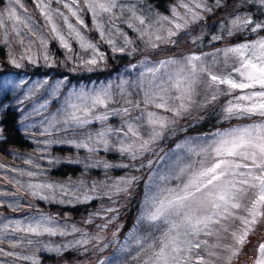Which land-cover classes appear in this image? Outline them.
Masks as SVG:
<instances>
[{
    "label": "snow or ice",
    "instance_id": "1",
    "mask_svg": "<svg viewBox=\"0 0 264 264\" xmlns=\"http://www.w3.org/2000/svg\"><path fill=\"white\" fill-rule=\"evenodd\" d=\"M53 2L62 5L68 15L59 8L52 7ZM13 3L19 4L20 0H9L6 16L14 25H22V28H12L15 38L25 48L21 58L29 63H36L34 55L37 53H34V48L38 42L43 59L47 62L49 37L44 35L43 29L31 16L17 15L15 8L11 7ZM34 3L45 21L44 28L49 30L52 39L58 41L69 53L73 51L70 41L75 40L82 52L89 53L88 58L78 57L82 66L89 70L103 62L105 56L99 51L98 45L81 31L86 28L81 16L84 9L91 14L101 41H106L112 45L114 52L121 54L133 45V40L117 28V20L133 29L144 40L147 48L158 53L161 45H178L179 39L174 38L179 37L189 22L196 23L203 19L201 12L212 11L206 0H191L190 5L181 4L180 7L186 10L185 15L182 16L173 8L171 17L158 13L153 15L151 11L148 15L138 14L135 5L124 6L121 0H34ZM258 3L264 7V0H258ZM220 5L221 0H216V6ZM117 9L119 15L116 14ZM69 16L75 19V25L70 22ZM57 18L62 19L63 27L57 23ZM4 27L5 19L0 15V28ZM220 27L221 34L213 35L212 41L222 40L225 31L228 36L245 30L252 33L264 31V22L237 15L227 25L221 23ZM112 29H116L117 35L123 36V46L115 45L111 38ZM3 43L8 44L7 34ZM136 51L138 49L132 47L127 54L132 55ZM9 62L17 68L21 67L14 55ZM142 63L145 71L141 73V77L148 75L152 79L147 82V87L142 86L143 79L139 84L133 85L140 87L143 93L141 99L133 101L129 98L130 93L121 86L119 96L127 106L112 108L109 106L120 101L115 98L111 85L73 91L65 99L64 105L51 116L49 127L45 129L48 136H52L53 132H64L70 133L72 138L46 140L43 143L46 146L66 143L77 149H86L90 154L101 150L115 151L128 160H139V166L124 163L113 165L107 161L94 160L85 164V167H103L105 172L114 167L139 171L145 167L144 160L148 155L154 153V145L164 138L165 133L180 118L190 114L193 108L203 109L213 104L222 95L231 97L221 109V119H260L243 126L218 129L206 136L177 144L175 159L167 173L149 176L137 216V226L128 239L134 241L136 246L135 254L131 255L135 264H232L248 243V237L255 233L259 224L264 223V36L223 49L217 48L213 52H192L180 58L168 56L158 60L156 64L147 61ZM220 63L224 65L222 69L217 68ZM161 70L164 71L157 76ZM62 83L51 88L50 94L54 98L59 94ZM46 84L47 81H44L43 84L35 85L29 90V94L39 91ZM201 89L210 93V97L205 95L203 100H197ZM40 107L44 108L46 105L42 104ZM99 109L104 111H98ZM137 110L139 114L133 115ZM110 116H119L121 126L114 128L109 125L107 121ZM94 121L101 125L95 132L87 128ZM113 137L116 139L113 140ZM24 163L39 168L30 159H26ZM151 164L149 159L147 167L151 168ZM17 174L37 177L43 173L18 170ZM11 182L13 186L19 185L18 191L24 189L40 200L55 201L59 196L61 203H87L107 197L115 203L114 196L127 197L132 194L139 177L125 175L111 182L97 181L91 185L80 180L75 185L43 181L25 186L14 177ZM3 195L6 193L0 192V196ZM10 207L19 211L21 205L19 201H14ZM113 212L118 213L119 209L104 208L103 215L98 212L85 221L92 224L97 216L104 220L102 224L96 225L99 232L95 235H90L75 225H61L55 217L44 214L26 217L25 220L6 221L0 224V244L5 243L4 237L7 235H20L15 240L7 241L12 251H5L0 247V256L10 257L12 261L38 264L35 253L30 256L22 255L15 249L28 246L35 247L37 252H60L62 249L43 244L39 239L25 241L26 237H64L76 233L80 234V238L64 244L63 248L83 247L87 251L86 246L92 241L96 245L102 244L103 237L100 233L116 219L115 216L107 215ZM236 221H239V227H236ZM144 225L150 231L141 235L139 230ZM157 232L159 235L153 234ZM229 238L233 242L225 244L224 241ZM100 250L97 247V251ZM121 251L131 253V244L126 242L121 246ZM257 252L260 255L255 264H264V243L258 245ZM127 259L125 257V264ZM0 264H9V261H0ZM99 264H105V261L101 260Z\"/></svg>",
    "mask_w": 264,
    "mask_h": 264
},
{
    "label": "trees",
    "instance_id": "2",
    "mask_svg": "<svg viewBox=\"0 0 264 264\" xmlns=\"http://www.w3.org/2000/svg\"><path fill=\"white\" fill-rule=\"evenodd\" d=\"M182 0H143L142 2L145 4L147 10L153 11L154 13H158L159 15L163 16H172V9L175 8L182 16H184L185 8L180 7V3L176 5V2ZM33 0H20V3L25 4L28 8H32V14L35 12V7H33ZM82 2V0H81ZM189 5L191 4V0H188ZM208 7L214 3L216 0H206ZM5 0H0V13L5 6ZM227 5H231L227 7ZM52 7L59 8L63 11L66 15H68L67 10L62 7V5H57L53 2ZM226 7V11L223 13V9ZM211 12H201L200 14L203 16V19L193 23L190 28L200 29L204 25L212 24V26H216V28L221 25L222 17L226 14L227 19H231L237 15L241 17H252L256 22H264V7H262L258 0H221V5L217 7L216 5L211 7ZM199 11V10H196ZM82 12H86L84 9ZM36 16L32 15L33 20L38 24L41 29H45L44 35L49 37L48 48L47 52L50 54L51 62L48 65H43L40 62L38 63L39 66L34 67L31 69V66L36 65V63L30 65L28 68L27 75L30 77V81L39 80L38 84H43V80L47 79L49 83L55 86L54 82L59 80L62 77H66L63 83L66 81L67 85L70 83H92L95 84L96 82L111 77L114 73L119 72V70L131 65L133 60H136L137 57H140L138 53L134 55H128L126 51L124 54H110L106 51L105 53V61L99 68L94 69L93 71L82 73L81 71H67L66 69L60 68V54L57 50L58 44L51 38L50 32L48 29L44 28L45 21L39 15V12L35 13ZM36 19V20H35ZM86 26H88L89 21L87 18L85 19ZM218 25V26H217ZM22 28V27H21ZM216 28H207L206 34L202 35L200 45L201 47L196 49V47L190 45L189 43L185 46L182 44L184 43V37L181 36L182 32L180 33L179 37L174 39H179L178 45H169L168 50L165 51L166 53L162 52L159 54H167L173 57L174 51L178 50H185L187 54H191L192 52H205L207 50H211L215 48V46H220L223 42H218L215 45L210 43L207 45L205 43L209 36L219 34V30ZM186 30V29H185ZM26 31V30H24ZM235 41L243 42L246 39H250L254 33L245 30L243 32H236L234 33ZM1 37V35H0ZM3 37V35H2ZM90 41L96 43L98 45V49L102 51L101 41L98 40L93 34H89ZM12 43L16 46L19 45L21 49H24L17 40H13V37H9ZM39 43L36 42V45ZM35 45V46H36ZM4 47V46H2ZM22 55L23 50H19ZM17 52L14 53L17 55ZM185 52V53H186ZM197 53V54H199ZM180 56V55H178ZM6 56L4 50L0 48V76L12 73V66L7 64L5 61ZM160 59V55L156 56V60ZM114 60H117V63L114 64ZM27 61V60H25ZM65 63V62H63ZM70 70V66H69ZM17 74H24L23 71H19ZM15 76V75H14ZM62 86L60 90H66V86ZM47 88L44 85L40 88L39 91H34V97L29 96L25 98L26 101L23 102V107H33L36 108V113L29 116V112H21L18 110L20 106H15L11 103V105L3 103L4 100L7 98L8 94L0 95V165L3 167L0 171V192L6 193V195L0 196V224H3L6 221H15V220H25L26 217L30 216H38L40 214L48 215L55 217L59 224L64 225L68 224L69 226L75 225L78 228L86 229L87 226L90 224L85 223L89 217H92L94 214L99 212V209H104L106 207L112 206L119 209V213L121 214L116 218L121 222V227L118 229V232L115 235V239L119 238L123 235L128 227L129 224L132 223L133 215L136 211V204L143 192V184L146 177V174L149 171L148 168H140L141 174L139 178V182L135 184L132 194L126 198L121 199V196H114L116 199V203L111 204V201L107 197L93 199L87 203H60V198L57 196L55 201H46L40 200L38 198H34L30 195V193L24 189H20L18 191L19 185L13 186L11 181L6 180L8 175L6 170L11 169L12 175L15 174L20 168L21 170L25 171H32L37 173H43L42 175H38L37 177H27L20 182L25 186L28 183H39L43 181H48L56 184H67L72 183L75 185L80 180L86 181L89 185L93 182H97V178L100 177L105 170L103 167H91L86 168L85 164L87 162L92 163L94 160H105L108 163L116 162L117 156L116 154L111 152H103L102 150L95 153L90 154L86 149H77L74 146H71L66 143H53L50 145H45L43 142L46 140H53V139H71L72 137L68 136L69 133L64 132H53L52 136H48L45 134V129L48 128H34L20 126V123H29L32 119H36L39 116L40 112H44L50 108V105L54 104H61L62 99L60 92L54 98L53 96L48 98L44 94H41L42 90ZM22 99V98H21ZM48 100H50V104H48ZM47 106L41 108L42 104H46ZM22 104V103H21ZM118 103H114L110 106L116 105ZM112 108H117L113 106ZM53 110H48L46 114V118L49 117L50 113ZM218 118L214 112L211 111L207 115V119H203L201 123L195 124L192 126H188L185 131L182 132L181 136L184 137H201L206 136L212 132H215L217 128L214 126L215 120ZM48 123V121L46 120ZM22 124V123H21ZM89 130H92L93 127H87ZM32 129V130H31ZM98 128H95L96 130ZM24 132H22V131ZM31 130L30 132H27ZM37 134V135H36ZM35 138V139H34ZM166 137L164 140H159L158 144L154 145V149L158 147L160 144L164 143V149H167L172 145L171 138L167 139ZM79 139V137L77 138ZM175 140V138H173ZM44 149V151H40ZM26 159H30L33 162V165H39V168L30 166L25 164L24 161ZM76 161H79L77 163ZM126 171L132 170L125 168ZM9 171V170H8ZM107 172H114L115 177H120L123 169L118 168H111L107 170ZM10 179V177H9ZM112 179L115 178L112 176ZM14 201H19L21 207L19 211L10 207ZM103 215V212H99ZM108 215V214H107ZM101 224V218L99 216L95 217L94 222L91 226L95 227L94 229L97 231L99 230L96 225ZM263 226L264 223H261L257 226V229L254 234L248 237V247L249 250L253 249V245L259 239L264 238L263 234ZM7 235L4 237L5 243L0 244V247H3L5 251H12L13 249L7 243L8 240H15L17 236ZM110 234V238H111ZM80 234H72L68 236H55L49 237L47 235L42 237H26V239H39L43 242V244H48L51 247H57L58 243L66 242L64 240H68L70 242H74L75 239H79ZM112 239V238H111ZM115 241H111L109 243L101 244L105 248L100 254L94 255L93 251L87 255H83L80 253L82 247H76L73 249L72 247L64 249L62 244L60 248L62 249L60 252H50L46 250L36 251L35 247L28 246L22 248H16L15 251L21 253L22 255H33L37 258L38 264H91L92 260L96 257H102L105 253H108L113 247L112 244ZM258 243L255 244V249H257ZM249 264H252L253 259L255 258V253L252 252L249 254ZM8 260L9 264H31L30 261H12L10 257H3L0 256V261Z\"/></svg>",
    "mask_w": 264,
    "mask_h": 264
},
{
    "label": "rangeland",
    "instance_id": "3",
    "mask_svg": "<svg viewBox=\"0 0 264 264\" xmlns=\"http://www.w3.org/2000/svg\"><path fill=\"white\" fill-rule=\"evenodd\" d=\"M142 1L143 0H121V4L124 6L135 5V7L138 11V14L148 15L150 10L146 9L145 4ZM5 3H6V5L3 6V9L1 10V13H0V15H3L4 19H5V27L0 28V35H1V37H0V48H2L4 50V53L6 56V59L4 58L5 61L7 62L8 65L10 64L12 66L11 67L12 73L0 76V95L8 94L7 98L4 100L3 103L9 104V105H11V103H12L15 106H20V108H18V110H20L21 112H24V113L29 112V116H31V115L36 113V108L25 107V106L23 107V102L26 101L25 100L26 97L27 98L29 96L34 97L35 92L33 91L31 94H29V90L33 89V87L35 85H38V83L40 81L39 80L30 81V77L26 73V72H28V69H26V68H28L30 65H32L34 63H29L28 61H25L26 59H22L21 58L22 54L20 52H17V51L23 50V53H25V48L21 49L19 47V45L18 46L14 45L12 43V41L9 39V37H13V40L14 39L17 40L15 38V33L12 32V28L14 26L17 28H21L22 25H14L13 22H11L7 19L6 12H7V8L9 7V0H5ZM32 3H33V7H35V12L33 14L31 13L32 8H28L25 4H22V3H19V4L13 3L11 5V7L15 8L16 13L19 16H31L32 17V15L36 16L35 13L39 12L36 8L34 0ZM179 3L180 4H189L188 0L178 1V2H176V5H178ZM215 5H216V3H214V5L211 4L209 6V8H211ZM230 6L231 5H227V7H230ZM225 11H226V7L223 9V13ZM183 12L185 15L186 10H184ZM151 13L153 15L156 14L153 11H151ZM116 14L119 15V9L116 10ZM81 16L84 19V21L86 18L89 21L88 26H86L85 29H81L83 35H85L90 40L89 34H93L98 40L101 41L99 33L95 31L93 18L91 16V14L88 13L87 9H86V12L81 13ZM225 16H226V14L223 15L221 23L227 25L228 21L230 19H227ZM69 19H70V22L75 25V19L71 18L70 16H69ZM182 22L183 21H181V23ZM57 23L63 27L62 19L57 18ZM221 23H218V25ZM85 24H86V21H85ZM192 24L193 23L189 22L188 27L181 34V36L184 37V40H185L182 45L185 46L189 43L190 45H192V48L194 46V47H196V49H198L201 47V45H200L201 38H202V35L206 34V32H205L206 29L211 28V27L216 28V26H212V24H209V25H204L200 29H195V28H190V26ZM116 25L120 31H122L130 39L133 40V45L130 48L126 49V51H131L132 47L137 48L138 51L134 52L132 55H134L135 53H138L140 55V57H137L136 60H133L131 65L119 70V72L114 73L111 77H108L106 79H102V80L96 82L95 84H92V83H88V84L77 83L76 84L73 82L72 83L68 82L69 85H67V82L65 81L63 83V86H66V90H64V91L60 90L59 91L60 95H61L62 102H61V104L50 105V108L48 110H53V111L50 113L49 117L46 118V114H47L48 110H46L44 112H40L39 116L36 117V119H32V121H30L29 123L21 122L22 123V124L20 123L21 127H24L25 125L27 127L32 126L33 127L32 129L49 127V124L46 122V120L49 121L51 116L53 114H55L64 105L65 99L69 96V94L71 92L78 91L81 89L87 91L90 89H96V88L106 87L108 85H111V88H112V91H113L115 98L120 101L118 104L113 105L117 108H119L121 106H127V105H124L123 101L120 99V96H119L121 86L128 93H130L129 98L132 99L133 101L142 98L143 93L140 91V87H134L133 85L139 84L140 81L143 79L144 83L142 86L147 87V82L152 79V77L148 76V75H146L145 77H141V73L145 71V67H144V64L142 62L147 61L150 64H156V62L158 60L166 59L170 55L159 54V53H162V52L166 53L165 51L168 50L169 45H161L159 52L154 53L151 49L146 47L144 40L140 39L138 37V34L135 31H133V29L128 28L126 24L121 22V20H117ZM220 26L221 25H219L216 28V30H219V34H221V31H222ZM76 27L79 28V25H76ZM107 27H108V25L106 24V28ZM43 31H45V29H43ZM64 32L66 34V29H64ZM112 32H113V35L111 38L114 40L115 45L117 47L123 46V43H124L123 36L117 35L116 29H112ZM6 34L8 35V44L7 45L5 43H3V38ZM163 34L166 35V33H163ZM2 35H3V37H2ZM212 36H209V38L205 42V43H207V45H209L210 43H212L213 45H215L218 42H223V43L220 46H215V48H212L211 50H207V51L202 52V53L213 52L217 48L223 49V48L231 46V45L242 43V42L235 41L234 38H230V37H235V34H233L232 36H228L226 34V31L224 32L223 39L220 41H212V39H211ZM258 36H264V31L254 33L250 39H246V40H255ZM153 39H154V37H153ZM193 40H195L196 42L193 43ZM54 41L56 42V44L59 45L57 50L59 51V54L61 55L60 58L62 61V62H60V68L66 69L69 72L70 71H72V72L73 71H81L82 73H86V72L93 71L94 69L99 68V66H101L103 63H106V61L104 59V61L100 62L97 67L93 68L92 70H89L88 67L82 66L81 61L78 58V57L88 58L89 53L82 52L75 40L70 41L71 46L73 48L72 53H69L64 48H62L60 46V44L58 43V41H56L55 39H54ZM101 42H102L101 47L105 48V49H102V51H100V50L99 51L103 52L104 56H105L106 51L109 52V55L119 53V52H114L112 45H109L106 41H101ZM2 46H4V47H2ZM16 52H17V55L14 54ZM185 52H186L185 50H181V49L178 51H174V56L177 55L176 58H180L184 55H187V52L186 53ZM34 53H37V55H34V59H36L37 62H40L43 65L50 64V62H51L50 54H48L49 60L47 62L44 61L43 54H42V52H40L39 44L35 46ZM196 53H199V52H196ZM32 54L33 53H29V55H32ZM13 55L15 56L16 60L21 64V67L17 68V67H15V65H13L12 63L9 62L10 58ZM157 55H160V59H158V60H156ZM178 55H180V56H178ZM208 59L211 60V57H208ZM63 62H65V63H63ZM116 63H117V60H114V64H116ZM133 65H135V67H133ZM36 66H39L38 63H36V65H34V66L32 65L31 69H34V67H36ZM69 66H70V70H69ZM223 67H224L223 63H220L219 65H217V68H219V69H222ZM19 71H23L24 74H17ZM163 71L164 70H161V73H158L157 76L161 75ZM65 79H66V77H62L59 80H56L54 82V84L55 85L59 84L62 81H64ZM43 81H47V79H45ZM125 81H127L128 83L125 84L124 83ZM157 82H159V81H157ZM46 86H47V88L45 90H42L41 94H44L46 97L50 98V97H52V95L50 94V90L53 87V85L47 81ZM205 95H208L210 97V93H205L203 91V89H201L200 95L197 96L196 98H197V100H203ZM228 99H231V97L222 95V96H220L218 101L214 102L213 104L207 105V107H205L203 109L193 108V110L190 114L180 118L178 120V122L173 126V128H170L165 133L164 138L161 140H164L166 137H168L167 139L171 138L172 145L170 147H168L167 149H164V148H162L164 143L160 144L158 147H156L154 149V153L148 155L147 159L144 160L145 167H143V168H148L147 163H148L149 159L151 160L152 164H151V168L149 169L148 173L146 174L144 184H143V192L140 195V197L137 201V204H136V211H135V213H132V215H133L132 216L133 217L132 223L129 224L127 231L123 235H121L119 238L115 239V236H113V233L118 232V229L121 227V222L119 220L114 219L112 221V223L108 226V228L105 229L102 233H100V235L103 237L102 245H104L103 243H109L111 241L112 242L115 241V243L112 244L113 248L108 253H105L102 257L94 258L92 260L91 264H99V261H101V260L105 261V264H125V257L128 258L127 264H135V262L131 260V255L135 254L134 250H135L136 246H135L134 241H130L128 238L137 226L136 225L137 216L139 214L140 205H141V203L144 199V196H145L146 185L149 183V176H154L156 174H160V175L166 174L168 168L170 167L173 160L175 159V151L174 150H176V145L177 144H183L186 140L195 138V137H184V136H181L179 134H181L182 132H186L185 129L188 126L199 124V123H201V121L203 119L204 120L207 119V115L209 113H211V111L214 110L215 107L219 108V110H220L219 114L222 117L223 113H222L221 109ZM47 103L50 104V100H48ZM47 103L45 104L46 106H47ZM113 106H109V107H113ZM152 110L156 111V109H152ZM98 111L102 112V111H104V109H99ZM138 114H139L138 110L133 113V115H138ZM164 115H170V113H164ZM221 117H218V119L214 123L216 124L219 121H222V122L223 121H230L234 124L237 123L238 125H234V126L229 127L225 123H219V127L217 128V130L218 129L222 130V129L231 128V127H237V126H243L246 124H250L253 121H258L260 119L259 117H250V118L224 120V119H221ZM107 123L114 128H118L121 126L122 121H121V118L119 116H110ZM90 126L93 127V129L91 130L93 132H95L96 130H99L101 127L100 123L96 122V121H94L92 124L88 125L87 127H90ZM95 128H98V129L94 130ZM173 129H175V130H173ZM31 130H29L27 132H30ZM68 136L72 137L70 133L68 134ZM173 138H175V140ZM115 139L116 138L113 137V140H115ZM158 142L156 144H158ZM113 153L116 154V156H117L116 162L111 163L113 165H120L121 163H124V164H136L137 166H139V164H140L139 160L138 161H131V160H128L126 157H122L118 152L113 151ZM101 161H105V160H101ZM87 163H90V162H87ZM115 168L123 169V172L121 173L120 177L125 176V175H128V176L134 175V176H137L140 178V174H141L140 170L136 171L135 169H132V170L126 171L125 168H121V167H115ZM143 168H142V170H143ZM1 170H2V168H0V171ZM18 170H21V169L18 168ZM18 170L15 171L16 173L13 175H12L13 171L6 170L7 175H8L6 180L11 181V179L13 177L19 181L23 180L25 178V176H19L17 174ZM112 176L115 179L120 178V177H115L114 172H112V173L111 172H105L102 175H100V177L97 178V180L98 181L107 180L108 182H111L113 180ZM9 177H10V179H9ZM11 184H12V182H11ZM120 196H121V199H126L129 197V196L126 197L124 195H120ZM65 199H67V198H65ZM113 200H115V203H116V199L114 197H113ZM109 201H111V200H109ZM61 204H64V203H61ZM111 204H113L112 201H111ZM109 207H112V206H109ZM106 208H108V207H106ZM99 212H103V209H99ZM107 214H108V216H115L116 218L121 215L119 212L118 213L113 212V213H107ZM103 222H104V220L101 219V224ZM239 226H240L239 221H236V227H239ZM94 228L95 227L91 226V224H90L89 226L86 227V229H84V228H82V229L84 231L88 232L90 235H95L97 232H99V230L96 231ZM148 231H150V229L148 228L147 225L140 227V230H139L141 235L146 234ZM110 234L112 236L111 237L112 239L110 238ZM153 234L159 235L158 232L153 233ZM263 234H264V226H263ZM64 241H66V242L58 243L57 247H60L62 244H66V243L70 242L68 240H64ZM126 242L131 244V247L133 249V251L131 253L121 251V246L124 245ZM232 242L233 241L231 240V238L224 241L225 244H231ZM256 243H258V245L260 243H264V238L262 240L259 239L257 242H255L252 250H249L248 244H246L243 247V249L241 250L240 256L237 259H234L232 264H249V258H250L249 254L252 252L255 253V258L253 259L252 264H255V261L257 260V258L260 255L257 252V249H255ZM258 245H257V248H258ZM86 247L88 250L85 251L84 248L82 247V250L80 251L81 254L87 255V254L91 253V251H93L94 255H98L103 250H105V248L103 246H101V244L96 245L95 241H92V243L88 244ZM97 247L101 248V250L97 251ZM73 249H75V248H73ZM217 264H220V262H217Z\"/></svg>",
    "mask_w": 264,
    "mask_h": 264
}]
</instances>
